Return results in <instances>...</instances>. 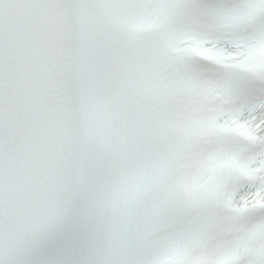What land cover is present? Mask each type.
Wrapping results in <instances>:
<instances>
[{
  "label": "snow or ice",
  "instance_id": "snow-or-ice-1",
  "mask_svg": "<svg viewBox=\"0 0 264 264\" xmlns=\"http://www.w3.org/2000/svg\"><path fill=\"white\" fill-rule=\"evenodd\" d=\"M0 264H264V0H0Z\"/></svg>",
  "mask_w": 264,
  "mask_h": 264
}]
</instances>
